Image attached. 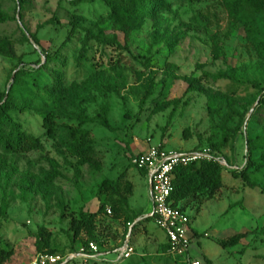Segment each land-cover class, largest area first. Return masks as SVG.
Wrapping results in <instances>:
<instances>
[{
	"label": "rangeland",
	"instance_id": "374dc122",
	"mask_svg": "<svg viewBox=\"0 0 264 264\" xmlns=\"http://www.w3.org/2000/svg\"><path fill=\"white\" fill-rule=\"evenodd\" d=\"M152 1L156 9L150 18L126 34L113 24L110 8L100 0H0L10 16L0 24V36L10 39L19 56H0V91L25 107L12 111L13 117L46 145L45 151L4 154L7 166L0 165V243L15 250L6 264H32L39 253L35 234L40 226L52 230L56 251L79 248L81 239L72 240L71 215L97 211L107 201L97 195L101 182L122 174L134 183L130 202L142 219L133 222H141L131 233L134 254L116 264H186L168 253L156 221L146 220L152 213L149 185L132 159L153 145L189 150L222 140L238 124V118L226 121L221 100L230 97L250 110L234 139L235 149L230 143L223 149L232 166L224 167L225 186L212 199L181 203L195 232L189 254L201 264H264V168L250 171L255 187L232 173L247 163V138L264 135V13L251 30L230 11V0ZM87 29L120 47L94 39L87 57L79 61ZM148 77L154 78L156 92L141 109ZM199 77L203 91H187L190 79ZM209 96L219 98L211 105L219 107V113L210 114ZM79 106L93 119L85 127L93 132L101 170L78 166L62 132L56 137L45 134V112L55 113L59 122H75ZM103 106L114 130L101 124ZM254 158L264 162L260 151ZM53 164L61 176L50 183ZM4 202L8 210L1 215ZM97 222L103 258L89 264H111L129 228L109 215H100ZM253 230L256 233L237 246L223 248L217 242Z\"/></svg>",
	"mask_w": 264,
	"mask_h": 264
},
{
	"label": "trees",
	"instance_id": "16d2710c",
	"mask_svg": "<svg viewBox=\"0 0 264 264\" xmlns=\"http://www.w3.org/2000/svg\"><path fill=\"white\" fill-rule=\"evenodd\" d=\"M75 3L81 2H95L97 0H71ZM110 8V19L113 24L124 33H129L131 30L139 28L148 18L156 7L152 0H100ZM191 3L201 2L203 0H187ZM228 8L235 15L236 19L247 26L249 29H254L257 24L258 16L264 13V0H230L227 2ZM10 19V16L3 10L0 2V24ZM250 30V31H251ZM26 40L29 39V34L23 32ZM74 36V29L70 31L67 36V41H71ZM35 39L34 36L31 35ZM96 39L102 44L116 45L120 44L115 40L101 39L97 37L92 30L87 29L85 38L82 41V47L79 54V61L86 58L89 51V43ZM36 40V39H35ZM37 42V40H36ZM219 46L217 43L214 45L215 56L218 54ZM46 53V51H45ZM0 56L17 59L15 48L11 45L8 37L0 36ZM119 57L117 62H121ZM168 67L175 68L173 64H168ZM201 77L190 79V85L187 91H203L199 83ZM147 87L142 92L140 97L141 109L145 106L147 101L155 95L156 83L153 77H148ZM109 91L120 94L116 88L108 87ZM218 97L209 96L208 104L210 114H217L220 112L219 107H212ZM223 108L226 110V121L238 118V124L235 128L229 129L224 135L223 139L210 143L208 145H197L193 149L210 148L214 153L222 155L228 161V158L223 154V149L229 144L231 149H235L234 139L239 132L246 115L249 112V107L237 105L235 99L230 97L226 100H221ZM24 111L25 107H20L16 99L9 93L0 91V165L7 166V159L4 154L11 153H30L33 151H45L46 145L40 136L29 133L23 128V125L15 120L12 111L18 109ZM101 124L109 130H114L109 122L107 116V108L102 107ZM75 122L63 121L59 122L56 119V114L53 112H45L43 118V127L45 134L49 137H56L61 132L63 138L70 146V150L74 157L77 158V165H88L94 170H101L102 160L97 156L96 144L93 132L85 127L93 119L86 114L84 107L79 106L76 114ZM170 124V121L168 125ZM184 137H189V129L183 131ZM248 157L245 167L242 169L233 170L234 176L241 178L247 186L255 187L257 184L250 178V171H260L264 168V162L258 161L254 158V153L260 151L264 160V135L255 138H247ZM229 163V161H228ZM230 164V163H229ZM224 167L216 160L201 161L191 163L187 166H180L176 169L173 184L174 191L170 196L173 205L185 210L181 205L182 202L188 201L191 198H197L201 201L214 198L220 190L225 186L223 180ZM139 171L146 175L143 170ZM61 176V173L53 164V170L49 173L47 181L52 183ZM134 183L125 177V174L120 175L118 178H106L99 185L97 195L101 197L105 195L106 202H102L97 211L80 210L77 214H72L70 219V230L73 232L72 240L76 243L81 239V246H87L89 242L96 241L99 246L102 241H99L97 232L98 217L100 215H109L113 219L120 220L128 226L136 221L140 214L136 212L131 206L130 197L133 195ZM264 192V188H263ZM66 206V205H65ZM64 206V208H65ZM8 210V204L4 202L1 206V215H5ZM110 210V211H109ZM63 218L65 213L61 215ZM154 219L155 215L147 216L146 220ZM134 224L132 231L140 224ZM264 233V227L261 228ZM256 230L245 231L236 233L227 238L218 239L217 242L223 248H231L242 243L243 239L255 234ZM37 241V249L39 253H61L56 251L52 245L53 232L46 226H40L38 232L35 234ZM84 236L85 239L82 237ZM79 247V248H80ZM168 250V243L165 244ZM79 248L70 251H77ZM38 253V254H39ZM64 253V252H63ZM15 254L13 248L4 247L0 243V264H6ZM205 260L209 261L207 256ZM179 259V258H178ZM183 261V260H182ZM185 262V261H183ZM120 263V262H117ZM75 264V263H74ZM116 264V263H111Z\"/></svg>",
	"mask_w": 264,
	"mask_h": 264
},
{
	"label": "built area",
	"instance_id": "2783aa9c",
	"mask_svg": "<svg viewBox=\"0 0 264 264\" xmlns=\"http://www.w3.org/2000/svg\"><path fill=\"white\" fill-rule=\"evenodd\" d=\"M204 160H216L223 167L232 168L226 158L207 147L176 150L164 145H153L132 159L134 166L143 170L148 180L151 179L152 215H155L157 226L165 232L168 253L176 259H183L186 264H201L189 254L192 244L191 218L187 211L173 205L170 196L174 191L173 179L176 169ZM235 169L238 167L236 166ZM133 226L134 223L129 225V234L125 243L115 249L113 263L122 262L134 254L135 249L130 243ZM102 255L99 244L91 241L77 251L39 253L32 264H68L71 261L75 264H89V261H99L103 258Z\"/></svg>",
	"mask_w": 264,
	"mask_h": 264
},
{
	"label": "crops",
	"instance_id": "0c3cea01",
	"mask_svg": "<svg viewBox=\"0 0 264 264\" xmlns=\"http://www.w3.org/2000/svg\"><path fill=\"white\" fill-rule=\"evenodd\" d=\"M144 177L146 178V181H147V184L149 185V183H148V178L146 177V175H144ZM149 195H150V191H149ZM150 208H152V203H151V207ZM137 212V211H136ZM162 232L164 233V236H161V237H163L164 239H165V241H164V243L166 244L167 243V238H166V235H165V232L162 230ZM193 234H195V232H193V230H192V224H191V235H193ZM131 238V237H130ZM130 243H131V241H130ZM192 246L193 245H191V248H192ZM190 248V249H191ZM107 257H105V259H106ZM109 259H111V258H109ZM129 259V258H128ZM127 260V259H126ZM125 261V260H124ZM123 262V261H122Z\"/></svg>",
	"mask_w": 264,
	"mask_h": 264
},
{
	"label": "water",
	"instance_id": "95a60500",
	"mask_svg": "<svg viewBox=\"0 0 264 264\" xmlns=\"http://www.w3.org/2000/svg\"><path fill=\"white\" fill-rule=\"evenodd\" d=\"M254 108V107H253ZM253 108L251 109V112H252V110H253ZM247 122H248V119H246V122H245V125L247 124ZM148 183H149V191L151 192V188H152V186H151V179H149L148 180ZM152 215V213L151 214H148L147 216H151ZM146 216V217H147ZM142 218L140 217V218H138V220H141ZM135 224V223H134Z\"/></svg>",
	"mask_w": 264,
	"mask_h": 264
}]
</instances>
